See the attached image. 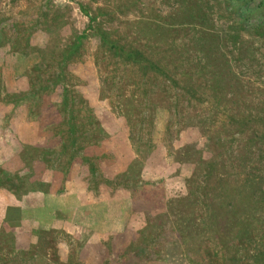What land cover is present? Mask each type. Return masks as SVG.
<instances>
[{
    "label": "rangeland",
    "instance_id": "obj_1",
    "mask_svg": "<svg viewBox=\"0 0 264 264\" xmlns=\"http://www.w3.org/2000/svg\"><path fill=\"white\" fill-rule=\"evenodd\" d=\"M23 145L51 187L13 193L0 173V264H250L264 250V0H0L10 175L27 171ZM211 196L224 224L230 208L248 217L235 263L226 234L209 237Z\"/></svg>",
    "mask_w": 264,
    "mask_h": 264
},
{
    "label": "trees",
    "instance_id": "obj_2",
    "mask_svg": "<svg viewBox=\"0 0 264 264\" xmlns=\"http://www.w3.org/2000/svg\"><path fill=\"white\" fill-rule=\"evenodd\" d=\"M240 1L244 3L246 0H240ZM107 46L109 47L110 45H107ZM135 53H136V51H132L131 49L124 51V54L127 55V56H130L131 54H135ZM141 59H145V57L142 56ZM220 76H221L220 69H218V70H216L214 72V76L213 77L214 78L217 77V79L220 80L221 79ZM70 101H72V98L69 99V102ZM57 103H59V105L56 106V109H57L58 113H60V111H62L63 113H65L64 112L65 110H67L68 113H69V115L66 116L62 120V122H66L67 124H69L71 129H74V130L76 129L77 130V125H75L76 122L71 121V119H74L76 117L74 110H73V113H72V110H70L67 107L68 102L66 103V102H64V100H60ZM74 130H71L72 132H70L69 137H68L69 138L68 141H69L70 144H74L75 143L76 136H75V133H73ZM61 147H62V149L64 148V146H61ZM66 147H68V146H66ZM79 147L80 146H74L73 145V146H70V149H72L74 151V150L79 149ZM39 148H40V146H38L36 148H33V151H37L36 149H39ZM21 149H24V151H20L19 155H20L21 160L24 163V165H23L24 168L27 170L26 172H24V174L21 173L22 175H16V174H11L10 175V174H8V171L6 169L2 170L0 168V173L3 174L4 177L7 178V180H10V179H12L14 177H17L18 178V181H16L17 182L16 188H14V190H12V192L13 193L16 192V193L23 194L24 192H28V191H42V192L49 191L50 190V187H51V182L48 181V180L42 179L41 176H38L37 174L34 175V173H35L34 172V169L31 167V161L28 159L30 155H33V154H30L31 151H32V147L31 146H24L23 145ZM27 151H29V152L27 153ZM22 152H25V153L23 154ZM189 152L188 151L185 152L186 153L185 159H187V160H189L190 158H192V156H198L197 155L198 152H195V151L194 152H190V153ZM72 153H74V152H72ZM147 154H148L147 148H143V149L141 148L139 150V155L140 156H136V157L133 158V160L130 162V164L128 165L127 170L125 172H128V173L131 172V174H134L135 173L134 164L135 163L136 164L140 163L141 158L144 155H147ZM86 157H87V163L89 164V169L94 170V168L96 167V165L93 162V160L91 159V156H86ZM209 167L212 168L211 163H210ZM209 167H208V170H210ZM96 174L97 173H95V175ZM0 179H1V177H0ZM106 181H109V179H107ZM95 182H97V181H95ZM201 189H202V187H201ZM209 200H210V213H209V215H210V222L211 223H214V222L220 220V223H221V224L220 223H215L214 231L216 229H218V228H219V230H216V233L217 234H215V232H214V234H213L214 237L213 236H209V237H210V239L215 238V241L218 243L219 240H220L218 237H222L224 234H226V236L224 238V241L226 242L227 250L224 253L231 254L229 252V249H230V247L232 245L235 246V247H240V246L243 247V243L245 242V240L247 239V237H251L250 232H249L250 230H249V227H248V225H249V221L247 219L248 217L243 216V215L242 216H238V215L235 216L234 214H235V212H236V210H237L238 207H236V208H230V210L232 211V213L226 214V216H225L226 224H224L223 221H222V219H220L221 216L220 215L217 216L218 209H220L221 207L224 206L222 204L223 202H221V203L218 202V200L214 196L209 197ZM183 201H184V204H185L186 201H188V197L187 196L184 197V199L181 200V201H179V202L182 204ZM227 203H229V202H227ZM186 205H188V203H186ZM167 206H168V210H170L169 212L179 213L178 211L173 210L174 209V202L173 201L168 200ZM239 206H240V204H239ZM9 210H11L10 205L7 206V211H9ZM16 212H18L17 214H20L21 213V209L20 208H16ZM7 220L8 221H11L9 219H7ZM188 221H191V219L189 218L187 220V222ZM14 222L17 224V223H19V220L14 221ZM187 222L185 223V227L186 228L191 225V223L190 224H187ZM207 222H209L208 219H207ZM152 224L153 223H151V220L148 219V222H147L146 226L147 227H151ZM232 224H235L236 227L235 228H232L231 227ZM41 231L43 232V229H41L40 232ZM235 240H236V243H234ZM129 247H131V246H129ZM197 249H198V251L203 252V250L205 248H202V247L198 246ZM236 249H234V251ZM166 250H167V248H166ZM166 250H165V254H166ZM125 251H130V250H128V248H127ZM134 251L132 250V252H129L128 253V255H127L128 257H127L126 262L129 261V260L134 259V257L137 255V254L135 255V253H136L137 250H134ZM263 251L264 250L255 251L251 255L250 264L251 263L252 264H257V262L259 261V259L262 258V254H264ZM202 255L195 256L193 259L195 261H200V260H202ZM225 257H229L230 260H231V262H233V263H235V261H237V256H235L234 254L233 255L231 254V255H228V256H225ZM206 260H209V259H205V261Z\"/></svg>",
    "mask_w": 264,
    "mask_h": 264
}]
</instances>
